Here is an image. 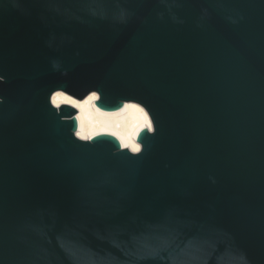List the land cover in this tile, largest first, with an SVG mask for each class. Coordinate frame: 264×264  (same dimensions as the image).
<instances>
[{
	"label": "water",
	"instance_id": "obj_1",
	"mask_svg": "<svg viewBox=\"0 0 264 264\" xmlns=\"http://www.w3.org/2000/svg\"><path fill=\"white\" fill-rule=\"evenodd\" d=\"M0 76V264H264V0H0Z\"/></svg>",
	"mask_w": 264,
	"mask_h": 264
},
{
	"label": "clouds",
	"instance_id": "obj_2",
	"mask_svg": "<svg viewBox=\"0 0 264 264\" xmlns=\"http://www.w3.org/2000/svg\"><path fill=\"white\" fill-rule=\"evenodd\" d=\"M204 11L206 12V10ZM53 66H57L55 62ZM3 79L4 77L0 76V80ZM96 98L97 95H95V97L90 95L82 103H79L69 98L68 96L63 95L59 91H57L54 96V100L57 105H59L62 100H66L69 104H74L76 107L81 109L82 114L80 116L79 131L75 133V136L77 138H81L83 140H91L99 133L114 132L115 135L120 137V140L124 143L125 147L131 144L132 152L137 154L140 153L142 151V147L139 143L135 142L136 136L139 134L141 129H152L154 126L146 110L136 105L134 107H129L128 109L124 108L123 111L125 112L129 109H134L136 113L135 119L130 124L120 119H115L110 122H101L93 120L91 117H89V119L86 121L84 115V113L86 112L85 106L90 105L91 102ZM111 115L118 118L121 116V113H113Z\"/></svg>",
	"mask_w": 264,
	"mask_h": 264
},
{
	"label": "bare ground",
	"instance_id": "obj_3",
	"mask_svg": "<svg viewBox=\"0 0 264 264\" xmlns=\"http://www.w3.org/2000/svg\"><path fill=\"white\" fill-rule=\"evenodd\" d=\"M58 91L61 92L63 95L68 96L69 98H71V99H73V100H75V101H77V102H79V103H82L85 99H87L88 96L92 95L93 92L96 93V95H97V99H95V100H93V101L91 102V104L88 106L86 112L84 113L86 121L89 119V117H91L93 120H97V121H101V122H110V121L115 120V119H120V120L125 121V122H127L128 124H130V123L135 119V117H136V113H135L134 109H129V110L126 111V112L123 111V109L125 108V105H136V106H139L140 108L146 110L147 114L149 115L147 109H146L142 104H140V103H138V102H135V101H125V102L123 103V105H122L121 108H119V109H117V110H115V111H106V110H102V109H100V108L96 105L95 102L99 100V94H98L96 91L90 92V93H89L87 96H85L83 99H79V98H77V97H75V96H72V95H70V94H68V93H66V92H64V91H62V90H58ZM56 92H57V91H55V92L53 93V95H52V102H53V104H54L55 106L59 107V106H61V105H63V104H68V105H71V106H73L74 108H76L77 112H76L75 116H76V119H77V122H78V126H77L78 128H77V131H79L80 116H81V114H82V113H81V109L78 108V107H76L74 104H69L66 100H62L61 103H60L59 105H57V104L55 103V100H54V96H55V93H56ZM96 109H99V112H97ZM113 113H121V116L118 117V118H117V117H114V116L111 115V114H113ZM149 117H150V115H149ZM150 119H151V117H150ZM151 121H152V120H151ZM143 129H145V128H143ZM143 129H141L140 132H141ZM147 129H148V128H147ZM149 130L152 131L153 128H152V129H149ZM77 131H76V132H77ZM140 132H139V133H140ZM99 134H111V135L115 136L116 138H118V140L120 141V143H121V145H122L123 148H127V149H129V150L132 151V149H131V144H129L127 147H125L124 143L120 140V137L117 136V135H115L114 132H105V133H99ZM138 136H139V134L136 136L135 142L140 144V142L138 141ZM140 145H141V144H140Z\"/></svg>",
	"mask_w": 264,
	"mask_h": 264
},
{
	"label": "snow or ice",
	"instance_id": "obj_4",
	"mask_svg": "<svg viewBox=\"0 0 264 264\" xmlns=\"http://www.w3.org/2000/svg\"><path fill=\"white\" fill-rule=\"evenodd\" d=\"M95 93H92V96L95 97ZM97 99V98H96ZM95 100V99H94ZM89 105L85 106V110H87ZM135 105H125V109H128L129 107H134ZM97 112H99V109H96Z\"/></svg>",
	"mask_w": 264,
	"mask_h": 264
}]
</instances>
